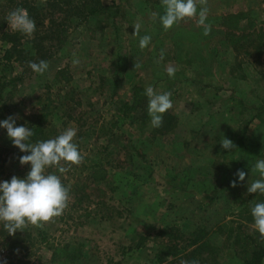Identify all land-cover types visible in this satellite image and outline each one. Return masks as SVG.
Here are the masks:
<instances>
[{
    "label": "rangeland",
    "instance_id": "rangeland-1",
    "mask_svg": "<svg viewBox=\"0 0 264 264\" xmlns=\"http://www.w3.org/2000/svg\"><path fill=\"white\" fill-rule=\"evenodd\" d=\"M101 2L114 6V17L70 30L44 74L0 60V121L11 116L22 126L43 106L55 108L46 136L53 139L74 126L84 155L65 174L50 169L70 187L60 217L42 227L28 225L17 241L0 222V247L8 254L2 264H156L170 247L164 264H173L183 254L181 240L159 234L171 227L185 235L205 229L208 245L200 264H245L247 243L259 234L246 200L248 181L260 178L252 169L264 159V0H207L208 36L198 16L165 30L161 0ZM16 4L0 0L7 8L0 11L1 32H15L7 15ZM238 14L239 23L223 20ZM145 34L151 42L141 49ZM30 39L16 34L24 47ZM5 47L0 43V57ZM74 58L81 61L75 67ZM135 62L141 67L135 69ZM148 86L172 92L169 113L177 125L163 137L149 133ZM133 88L142 107L127 121L120 110L135 95ZM138 114L149 122L143 131L134 123ZM113 121L117 128H111ZM224 137L236 146L231 152L220 144ZM26 154L0 127V183L26 178L31 165L19 162ZM239 170L246 173L243 182ZM239 224L246 225L249 241L236 250Z\"/></svg>",
    "mask_w": 264,
    "mask_h": 264
},
{
    "label": "clouds",
    "instance_id": "clouds-1",
    "mask_svg": "<svg viewBox=\"0 0 264 264\" xmlns=\"http://www.w3.org/2000/svg\"><path fill=\"white\" fill-rule=\"evenodd\" d=\"M164 6V15L161 22L165 30L171 29L181 21L198 16V26L203 28V35L211 33L212 25L207 23L209 8L207 0H161ZM198 5L201 7L198 8ZM7 23L11 30L19 31L31 38L36 31L37 25L30 17L27 9L23 7L10 11L7 15ZM142 25L134 26V35H139ZM151 42V36L145 34L139 40L141 49L147 47ZM162 49L159 64L164 59ZM81 63L79 58L73 59V66ZM29 67L36 73L44 74L49 69V63L40 60L38 63L30 61ZM141 67L135 62V69ZM170 78H174L175 69L169 66L166 69ZM148 98V114L150 123L154 128H160L164 123V114L174 107L171 99L172 92H157L152 86L145 89ZM0 127L7 130L8 137L13 145L21 152L28 153L19 157L21 165H31V170L26 178L21 179L13 176L11 181L0 183V222L9 235H15L28 225L42 227L45 223L52 222L60 217L68 208L70 203V187H66L60 175L50 172L49 169H57L60 174L71 170L72 165H80L84 162V155L75 142L77 128L67 127L61 134L53 139L31 142L34 132L27 126H17L15 117H8L0 121ZM223 149L233 150L236 146L230 139L223 138L220 142ZM68 165L67 167L64 165ZM252 171L259 173V179L249 182L247 191L250 194L260 193L264 195V159H257ZM239 180L243 182L246 173L243 170L237 172ZM232 187H236L235 181ZM254 218L253 227L264 238V202L254 203L251 208ZM183 264H199L198 260L185 261Z\"/></svg>",
    "mask_w": 264,
    "mask_h": 264
},
{
    "label": "trees",
    "instance_id": "trees-1",
    "mask_svg": "<svg viewBox=\"0 0 264 264\" xmlns=\"http://www.w3.org/2000/svg\"><path fill=\"white\" fill-rule=\"evenodd\" d=\"M14 1L16 0H5V4L6 6L12 5V3L16 4ZM19 7L27 9L30 17L35 20L37 25L36 31L30 41H27L28 45L24 47L16 41V34L21 32H1L2 28L0 27V43L8 44V47L3 49L0 60L5 64L11 62L19 63L29 71H33L29 67L30 61L38 63L40 60H44L48 62L55 58L56 53L60 51L62 45L66 41L70 30L86 24L91 19L98 20L100 18H105V20L108 21L116 14L114 12L112 13V17H110L109 14L114 6H106L102 4L101 0H20L19 3L15 5V9ZM0 11L1 13H5L7 8L2 5L0 6ZM228 19H232L233 22L239 23L241 19H243V16L238 14L223 18L224 21H227ZM137 90L138 89L133 88V93L135 94ZM136 97L138 98L136 94L133 95L132 100L130 99L129 102H125L121 106V118H124L127 121L131 120L133 114L136 113L138 108L142 107V104H140L141 99L139 102ZM53 114H55V108L49 110L47 106H43L36 115L22 125L31 128L34 132V135L31 138L32 143L49 139L44 132V126L47 124L49 116ZM118 123V121H113L111 128H117ZM134 123L139 124L138 126L141 131H143L149 124V122L146 123V119L141 118L140 114L136 116ZM176 125L177 118L168 111L164 114L163 126L160 128L152 127L149 133L155 137H163L175 129ZM93 167V170H95L96 168H100V165ZM80 202L81 200L79 199L78 203ZM257 202H264V197L259 192L256 194L248 193L246 203L249 208H252L254 203ZM251 217L253 218L252 215ZM241 224L236 227L237 235L234 238L233 245L236 250L242 243L249 241L244 228L246 225ZM159 234L164 236L168 235L170 239L181 240V250L183 251V254L178 257V260L173 261V264H181L185 261L190 262L194 259L198 260L199 264L204 263L203 255L207 250L208 242L206 241L207 232L202 227H196L187 235L180 233L174 227L166 228L160 231ZM11 238L12 240L17 241L18 234L16 233ZM143 241L144 238L140 239L138 244ZM248 244L251 246V251L248 259L246 261L243 259V262H245V264L246 262L247 264H264V239L260 234H258L254 240H250L247 245ZM171 250H173L172 247L166 248L164 250V257L157 256L156 264H164L167 257L171 256Z\"/></svg>",
    "mask_w": 264,
    "mask_h": 264
},
{
    "label": "built area",
    "instance_id": "built-area-1",
    "mask_svg": "<svg viewBox=\"0 0 264 264\" xmlns=\"http://www.w3.org/2000/svg\"><path fill=\"white\" fill-rule=\"evenodd\" d=\"M8 261V254L3 247H0V264Z\"/></svg>",
    "mask_w": 264,
    "mask_h": 264
}]
</instances>
